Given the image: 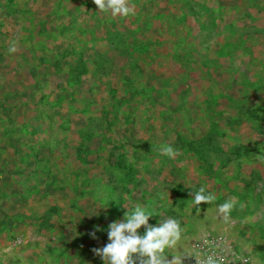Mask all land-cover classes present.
I'll return each mask as SVG.
<instances>
[{
	"label": "rangeland",
	"instance_id": "374dc122",
	"mask_svg": "<svg viewBox=\"0 0 264 264\" xmlns=\"http://www.w3.org/2000/svg\"><path fill=\"white\" fill-rule=\"evenodd\" d=\"M128 2L0 0V264H103L135 204L264 264V0Z\"/></svg>",
	"mask_w": 264,
	"mask_h": 264
},
{
	"label": "clouds",
	"instance_id": "9594fccd",
	"mask_svg": "<svg viewBox=\"0 0 264 264\" xmlns=\"http://www.w3.org/2000/svg\"><path fill=\"white\" fill-rule=\"evenodd\" d=\"M99 12L110 13L112 17H128L134 13V7L128 0H94ZM17 51L16 42L13 41L8 47L9 53ZM161 156L175 158L176 149L169 144L161 145L157 149ZM192 199L188 210L197 209V215L201 211V204L211 205L216 200V194L201 186L197 191H192ZM161 199L164 197L161 196ZM244 205L239 203L237 198L230 197L223 203L217 204L215 213L218 219L228 223L231 220V213ZM212 209L209 207L206 218ZM161 216L158 226H150L149 218L153 215L144 204H135L132 209L124 214L123 219L111 222L108 225V243L99 248H93L92 252L100 257L103 264H184L185 259L195 258L196 264H224V258L211 251L212 246L206 239V233L198 238L203 244L209 245L208 251H201L199 248H187L184 246L180 220L168 216L164 212L157 213ZM145 227L144 235L138 230ZM96 231L90 233L93 239H98ZM183 251H180V249ZM169 253L172 258L169 259ZM210 253V254H209ZM247 264V261H245Z\"/></svg>",
	"mask_w": 264,
	"mask_h": 264
},
{
	"label": "built area",
	"instance_id": "2783aa9c",
	"mask_svg": "<svg viewBox=\"0 0 264 264\" xmlns=\"http://www.w3.org/2000/svg\"><path fill=\"white\" fill-rule=\"evenodd\" d=\"M206 239L212 246L211 251H215L217 255H220L224 258V264H245V261H247V264H252L248 259L239 257L236 251L229 245H226L217 239ZM197 248L206 252L208 251L209 245H205L203 244V241H201Z\"/></svg>",
	"mask_w": 264,
	"mask_h": 264
},
{
	"label": "crops",
	"instance_id": "0c3cea01",
	"mask_svg": "<svg viewBox=\"0 0 264 264\" xmlns=\"http://www.w3.org/2000/svg\"><path fill=\"white\" fill-rule=\"evenodd\" d=\"M5 151V150H4ZM9 154V153H8ZM7 156H9V155H7V154H3V162H6L7 161ZM11 164H14V161H11L10 162ZM10 164V165H11Z\"/></svg>",
	"mask_w": 264,
	"mask_h": 264
}]
</instances>
